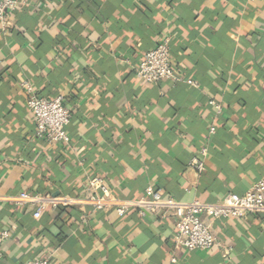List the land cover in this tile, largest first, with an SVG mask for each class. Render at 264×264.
<instances>
[{
	"label": "crops",
	"instance_id": "0c3cea01",
	"mask_svg": "<svg viewBox=\"0 0 264 264\" xmlns=\"http://www.w3.org/2000/svg\"><path fill=\"white\" fill-rule=\"evenodd\" d=\"M12 1L0 25V198L89 196L97 176L120 200L151 186L214 203L264 179V0ZM163 38L180 81L146 84L133 71ZM24 81L64 96L68 146L35 137ZM34 209L1 205L3 264H264L262 215L203 216L223 247L186 252L171 216Z\"/></svg>",
	"mask_w": 264,
	"mask_h": 264
},
{
	"label": "built area",
	"instance_id": "2783aa9c",
	"mask_svg": "<svg viewBox=\"0 0 264 264\" xmlns=\"http://www.w3.org/2000/svg\"><path fill=\"white\" fill-rule=\"evenodd\" d=\"M22 2V0H19ZM14 9L12 0H0V25L3 27L8 10ZM134 77L146 84H157L163 80L172 83L180 81L175 74V64L171 56L170 40L158 41L141 58L133 71ZM21 87L26 95V109L33 118L35 137L49 145L68 146L70 136L67 126L71 122V109L65 105L64 96L57 95L52 99L39 97L30 82L24 81ZM214 105L213 102H210ZM219 109V106H215ZM213 130H211V133ZM189 166L201 172L203 166L197 160H191ZM89 196L51 198L39 194L20 193L15 196L0 198L2 204L32 205L35 207L33 217L38 219L44 206L56 208L88 206L95 211L114 210L118 218L135 210L140 216L161 215L174 218V248L186 252L208 251L222 248L221 242L212 233L210 225L202 221L238 219L244 216H264V179L253 183L243 194H229L223 200L214 203L193 201L181 203L165 197L158 190L147 186L144 194L136 200H120L111 195L107 184L97 176L87 178ZM9 238L5 230L0 232V264H3L1 244ZM228 252L224 251V255ZM170 263H175L171 258ZM25 264H48L46 258H34Z\"/></svg>",
	"mask_w": 264,
	"mask_h": 264
}]
</instances>
